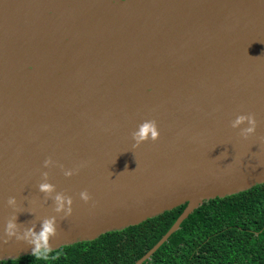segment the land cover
<instances>
[{
    "label": "water",
    "instance_id": "obj_1",
    "mask_svg": "<svg viewBox=\"0 0 264 264\" xmlns=\"http://www.w3.org/2000/svg\"><path fill=\"white\" fill-rule=\"evenodd\" d=\"M249 113L253 133L231 126ZM145 120L159 136L137 142ZM261 137L264 0H0V262L45 220L54 251L186 205L143 264L205 202L264 184Z\"/></svg>",
    "mask_w": 264,
    "mask_h": 264
},
{
    "label": "trees",
    "instance_id": "obj_2",
    "mask_svg": "<svg viewBox=\"0 0 264 264\" xmlns=\"http://www.w3.org/2000/svg\"><path fill=\"white\" fill-rule=\"evenodd\" d=\"M186 205L90 242L0 264H135L169 231ZM143 264H264V184L205 202Z\"/></svg>",
    "mask_w": 264,
    "mask_h": 264
},
{
    "label": "clouds",
    "instance_id": "obj_3",
    "mask_svg": "<svg viewBox=\"0 0 264 264\" xmlns=\"http://www.w3.org/2000/svg\"><path fill=\"white\" fill-rule=\"evenodd\" d=\"M123 2V0H121ZM247 120L249 127H247L244 131L246 134L248 133H253L256 129L257 122L254 118V116L249 113L246 116L245 115H240L237 116L236 119L232 122V127H235L236 125L240 124L242 121ZM133 138L137 141H144V140H151L155 141L157 140L159 136V131L157 129L156 122L154 120H145L142 123H140L136 130L132 133ZM261 142H264V137H261ZM50 158H46L43 162L45 165L49 164ZM77 169L73 168L70 170H66L64 172L65 176H70L73 173H75ZM39 188L41 191L44 192H49L52 189V186L48 183H42L39 185ZM80 197L84 201L89 200V194L87 191H81L80 192ZM56 203H57V210L59 211L60 208L62 207L61 204V197L59 195L56 196ZM8 203H12V200L9 199ZM14 225L9 222L6 225V232L8 235H12V229ZM54 233V224L51 220H45L42 223L41 230L38 233L32 232L29 230L25 234V239H27L29 236L31 237L30 243L33 245L31 249V254L34 256L36 259H46L49 254V246L47 244L48 237Z\"/></svg>",
    "mask_w": 264,
    "mask_h": 264
}]
</instances>
